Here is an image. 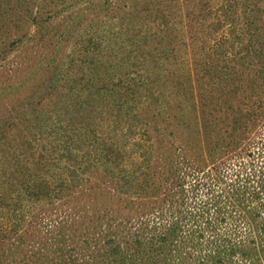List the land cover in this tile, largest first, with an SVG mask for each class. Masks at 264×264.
I'll use <instances>...</instances> for the list:
<instances>
[{"label":"trees","instance_id":"16d2710c","mask_svg":"<svg viewBox=\"0 0 264 264\" xmlns=\"http://www.w3.org/2000/svg\"><path fill=\"white\" fill-rule=\"evenodd\" d=\"M0 264H264V0H0Z\"/></svg>","mask_w":264,"mask_h":264},{"label":"rangeland","instance_id":"374dc122","mask_svg":"<svg viewBox=\"0 0 264 264\" xmlns=\"http://www.w3.org/2000/svg\"><path fill=\"white\" fill-rule=\"evenodd\" d=\"M53 48H55V46ZM35 49H37L40 52H43V54L45 55V52H46V41H44L43 47H41V49H39L38 47H35ZM28 54H31V52L29 51V49H28ZM29 60L32 61V62H38V63L40 61V60H34V59H29ZM25 85L27 87L28 86V83H25ZM28 94H29V92L23 91L22 94H21V96H23L22 98L24 99V96H28Z\"/></svg>","mask_w":264,"mask_h":264}]
</instances>
